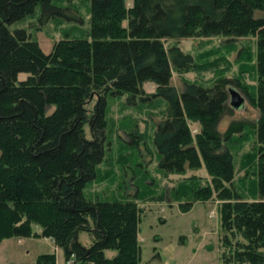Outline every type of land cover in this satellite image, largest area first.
I'll return each mask as SVG.
<instances>
[{"label": "trees", "instance_id": "1", "mask_svg": "<svg viewBox=\"0 0 264 264\" xmlns=\"http://www.w3.org/2000/svg\"><path fill=\"white\" fill-rule=\"evenodd\" d=\"M52 1L0 0V240L28 237L38 225V235L62 250L64 264H138L136 203L91 201L82 189L103 158L106 97L160 96L166 109L152 139L157 168L164 175L203 168L209 177L204 185L185 187L181 180L172 187L177 207L185 211L214 194L221 201L222 263L264 264V0H131L129 6L89 0L90 40L60 39L47 53L25 29L8 25L37 5L43 22L53 13L64 16L51 11L58 9ZM218 34L255 38L257 82L245 95L258 112L256 147L243 156L244 175L251 176L244 196L232 187V155L223 143L239 127L229 125L222 138L218 132L226 94L217 84L194 83L175 92L172 70L190 69L192 58L163 46L166 39ZM146 83L156 93H144ZM106 249L114 255L106 257ZM35 264H55L54 255L41 254Z\"/></svg>", "mask_w": 264, "mask_h": 264}, {"label": "rangeland", "instance_id": "2", "mask_svg": "<svg viewBox=\"0 0 264 264\" xmlns=\"http://www.w3.org/2000/svg\"><path fill=\"white\" fill-rule=\"evenodd\" d=\"M52 3L58 9L51 11H65L66 14L57 16L53 13L43 22L44 13L37 5L30 15L12 22L8 29H25L47 53L60 39L90 40L89 0H53ZM125 5H131V0H125ZM72 15L77 19L69 20ZM173 45L189 54L193 62L188 70H172L170 86L175 92L179 93L185 83H194L203 87L217 84L226 94L218 132L222 138L229 125L239 127L238 131L231 133L228 142L223 143L232 155V187L244 196L251 176L244 175L243 156L252 153L256 147L254 125L258 112L254 102L245 95L253 93L252 88L257 82L252 70L256 55L255 38L252 35L229 37L218 34L163 40L164 48ZM207 64L212 65L211 72L196 70ZM25 76V73L18 74L19 79ZM228 89L243 97L240 108L229 105ZM142 91L156 93L154 85L149 83L142 85ZM126 96L106 97L104 154L96 166L94 178L84 184L83 196L91 201L118 199L136 203L139 209L138 264H223L221 201L212 194L205 201L194 200L189 209L182 211L170 193L181 180L185 181V187L193 182L206 184L209 180L206 172L201 168L183 175H164L157 168L158 155L152 139L156 125L164 115L166 101L160 96L143 102L138 98L128 101ZM52 108L48 107L46 112ZM190 129L191 133L195 131L193 125ZM190 177H194L193 180H189ZM31 232L35 234L0 240V264H35L41 254H53L55 264H64L62 250L50 238L38 235V225H31ZM78 239L83 245L90 242L85 232H80ZM114 253L110 249L104 250L108 258Z\"/></svg>", "mask_w": 264, "mask_h": 264}, {"label": "water", "instance_id": "3", "mask_svg": "<svg viewBox=\"0 0 264 264\" xmlns=\"http://www.w3.org/2000/svg\"><path fill=\"white\" fill-rule=\"evenodd\" d=\"M227 91L229 93V105L234 109L240 108L244 102L243 97L233 89Z\"/></svg>", "mask_w": 264, "mask_h": 264}]
</instances>
